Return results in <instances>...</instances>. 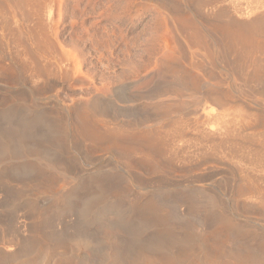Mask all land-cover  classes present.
I'll return each instance as SVG.
<instances>
[{"label": "rangeland", "instance_id": "1", "mask_svg": "<svg viewBox=\"0 0 264 264\" xmlns=\"http://www.w3.org/2000/svg\"><path fill=\"white\" fill-rule=\"evenodd\" d=\"M168 2L0 0V128L9 118L27 117L34 126V139L47 149L44 157H64L71 164L70 171L47 167L48 172L54 170L58 175L57 181L50 185L47 178L38 177L33 156L7 155L0 162V221L6 218L17 223L10 224L3 219L9 223H0L2 231L16 229L20 226L18 222H25V227L16 230L21 236L29 237L30 220L22 215L32 216L29 211L32 205L34 211L44 209L51 214L53 220L51 218L49 228L55 233L63 231L72 237L101 228L104 232L100 234L104 237L101 242L78 248L72 246L68 253L75 264H106L102 257L109 251L107 235L113 231L119 232L125 242L129 235L133 243L159 242L157 229L147 224L136 209L137 200L147 198L152 192L172 202L176 222L194 223L195 219L186 218L184 207L177 203L180 195H184L181 191L184 186L194 189L189 195L185 194L186 197L204 200L208 194H216L225 208L229 203L240 207L239 210L245 208H242L243 213L249 214L242 219L249 222L252 219L253 228L264 227V210L260 209L264 206L261 204L259 208L258 197L236 195L237 187L246 181L264 184V95L257 94L244 74L232 69V57L226 55L222 47L216 50L210 36L209 49L194 45L175 22L181 13L210 30L212 18L226 16L218 17L215 9L220 6H235L239 12L233 16L240 21H250L264 15V0H210L203 8L196 0ZM251 11H255L252 15H257L251 16ZM45 39L51 41L52 46L47 45L49 42ZM166 53L167 56L174 54L170 62L181 66H178L181 74L188 70L189 74L202 78L201 91L174 95L162 91L175 82L161 65ZM263 56L261 51L253 53V58ZM213 90L224 91L228 96L226 102L217 103L214 99L218 95L210 93ZM95 98L103 104L97 111L102 113L94 119L99 128L117 127L119 123L123 127L127 124L125 129L133 127L127 132L133 133L135 128L134 133L139 132L138 129L153 130V138L161 147L152 160L147 156L149 160L142 159L143 155L136 152L131 158L137 163L129 167L111 150L87 154L89 141L73 137L67 120L71 113L74 117L75 108ZM157 100H173L178 105L182 101L181 104L188 103V106L181 112L168 114L171 116L159 114L164 115L160 117L150 107ZM9 110L13 112H6ZM147 116L151 117L147 122L137 124ZM55 134L62 137L63 147H52L50 140ZM3 140L0 132V142ZM153 159L170 164L164 169L167 172L152 169ZM136 164L138 167L134 168ZM94 165H101L99 177L104 182L122 183L128 170L144 183L137 186L127 181L129 190L123 197L112 195L102 202L100 213L84 216L81 207L92 187L86 184L82 187L79 181L87 180L88 171L83 170ZM197 177L205 181L195 184ZM193 179L194 183L189 182ZM67 199L75 201L74 209H64ZM14 223L17 225L12 228ZM8 225L9 229L5 227ZM135 225L143 231L132 237ZM3 247L7 252L13 251ZM62 251L59 248L56 256Z\"/></svg>", "mask_w": 264, "mask_h": 264}, {"label": "bare ground", "instance_id": "2", "mask_svg": "<svg viewBox=\"0 0 264 264\" xmlns=\"http://www.w3.org/2000/svg\"><path fill=\"white\" fill-rule=\"evenodd\" d=\"M171 1L172 0H169L168 3ZM196 1L200 8H203L204 6L202 5H207L210 2V0ZM162 3L164 5L167 4L166 1H162ZM173 6L175 7L176 5ZM176 7L178 8V5ZM263 7L264 5L262 8ZM175 9L173 10L176 11L177 9ZM217 9L218 8L215 9L216 11H213L217 13L218 17L222 15L226 16H223L225 18L217 19H214L216 17H211L212 22H210V30L205 29L200 26V24L195 23V21L193 22V20L185 14L180 13L179 15L177 13L178 10L176 13L174 12L179 15V17L175 19V22L180 30L183 29L182 31H184V35L186 34L185 38L194 45H200L209 49L208 44L210 36L216 50H219L220 47H222L226 52V55L232 57V69L244 74L245 80L253 83V89L255 91L257 90V94L260 93L264 95V56L253 58V53L256 51H261L264 54V15L261 14L255 17L257 14H252L256 10L253 12L251 11V16L255 17L253 20L250 18V21H240L241 19L239 20L233 16L239 12L237 11L238 8H235V6H220L219 9ZM45 40L49 42L46 43L47 45L50 44V46H52L51 41L47 39ZM173 57H175L174 54H169L167 56L166 53L161 59V65L164 72L175 78V82L170 86L164 87L162 91L164 93H172L173 95L201 91L203 86L202 78L199 75L192 73L189 74L188 70L181 74V71L178 68L179 64L177 66L175 61L170 62V59H173ZM167 60H169V63ZM189 72H191V70H189ZM210 93L218 95V97L213 96L215 97L214 100L217 99V103L223 104L228 99V96L224 91L213 90ZM181 103L182 101H180L178 105L177 102L173 100L165 102L157 100L154 105H150V103L148 105L153 107L155 113L158 114H156L157 116H160L159 114L168 115L170 113L174 114L175 112L183 111L184 108L188 106V103L187 105ZM102 106L103 104L99 99H92L86 105L78 107L77 109L74 107V117H71L73 116L71 113V116L69 114L67 120L68 128L73 137L84 138V140L87 139L89 141L90 149L87 151V154L90 155L91 152L94 151L111 150L113 155L117 156V158L119 157L125 166L137 163V161H134L131 158L136 152L143 155L140 158L143 159L147 156L152 160V157L160 151L161 147L153 138V130L140 131V129H138L139 132L134 133L136 132L135 129H137L135 128L133 133L131 130L129 131L131 133H129L126 130L132 129L133 127L125 129L127 124L123 127L124 125H120L119 123L116 125L117 127L111 125L113 128H105L104 126L99 128L97 124H95L96 120L94 119L96 115L102 113L97 112L102 109ZM6 112L13 111L9 110ZM8 115L10 114H7L6 116ZM162 117H164V115ZM150 118L151 117L147 116L140 121L141 123L139 122L137 124H143ZM158 118L159 117H157V119ZM0 132L2 140L4 138V140L0 142V162L3 161L7 155L13 156L17 153H20L25 157L33 156L36 161L34 166H37L39 170L38 177L47 178L49 180L47 182H50V185H53L57 181L58 175L54 170L48 172L47 167L63 170L66 169L67 171L71 170L70 161L68 162L67 159H63L64 157H53L49 159L44 157L47 149L44 144L39 143L34 139V126L32 121L28 120L27 117L22 116L18 120H12L9 118L5 125L0 128ZM162 140H164L163 137ZM50 143L53 148L63 147V139L59 134H55L50 140ZM164 149H166V147L162 150ZM163 152L165 151H162V153ZM148 158L146 159L149 160ZM43 159L45 160L43 161ZM100 166L94 165L88 169L85 168L83 171H88L89 177H87V180L81 179L79 181V185L82 187H84V184H86L85 186L92 187L87 191V193H89L86 195L87 197L83 201L81 207V212L84 216L100 213L99 211L102 209V202L112 195L123 197L129 190V186H127L126 183L127 181H133L137 186H141L144 183V181L142 182V180L128 170L125 171L124 182H104L99 177V174H101ZM167 166L169 167L170 164L166 163L164 165V163H161L156 159H153L152 161V169L164 170L165 168H168ZM137 167L138 165L134 168ZM84 175L87 176L86 174ZM247 177L248 178L246 179L250 180L251 177ZM207 179H209V177H207ZM207 179L206 181H208ZM194 180L195 179L189 182H193ZM201 180L205 181L203 177H197L195 184L197 181ZM246 182L247 183L244 185L238 186L237 190L234 188V191L236 190L237 193L236 195H239L240 197L244 195L258 197L257 200H260L258 203L259 208L261 204L264 206V184L262 183L263 186H261L262 184L260 185L258 184V181L254 182V180ZM220 187L221 186H219V189H221ZM224 188L222 187V189ZM181 189L182 194L184 195H180L182 198L179 197L177 203L179 202L180 206L184 207L183 211L186 214V218L189 217L195 219L194 223L187 224L176 222L175 219L177 216L172 202L166 198H161V196H156V194L152 192L153 194H148L147 198L144 199L143 197V200H137L136 209L140 216L145 218L147 224L157 229L156 234L159 236V242L133 243L130 235L127 238V242H125L119 232L113 231V233L107 235L110 248L102 257L104 262L106 264H264V227L260 229L261 232L258 227H256L258 230L253 228L252 219L250 220L251 222L243 220L242 217H247L246 213H248H243V207L239 210L240 207L237 206L235 208L234 205L232 206L229 203L230 205L228 204V207L225 208L222 201H220L221 199H219L220 197L216 194H208L204 200L186 197L185 194L189 195L194 189H192L191 186H184ZM75 197L76 194L74 195V198ZM71 202L72 199L71 201L68 200L64 209H74L76 203L75 201ZM29 208V211H32H30L31 215L32 213L33 215H27V217L26 214L22 215L25 217L24 219L30 220L28 222V224L30 223L29 226L27 224L29 227L28 231H30L29 237H23L19 232L20 228L22 229L26 226L25 222H18L20 226L18 228L16 227V229L19 231L16 229L10 230V225L5 226L8 229L10 228L9 230L4 229L6 231H2V229H0V264H13V262H15L14 264H75L73 256L70 255L71 253H68V249L73 247H83L85 245L91 246L94 243L101 242L104 238L100 235L104 233L101 228H96V231L92 229L83 231L80 234L76 233L75 236L71 235L72 237L67 236V234H65L66 232L64 233L63 231L61 233H59V231L55 233L56 231H52L53 228L52 230L49 228L51 227L50 222H52L53 218L50 217L51 214H49L47 210L43 209V211H34L36 209H33L32 205H30ZM243 209L245 210V208ZM260 209L264 210V207H261ZM260 214L262 215L263 212H260ZM12 216H9L8 218H13ZM3 219L0 223H5L4 220L6 218ZM20 219L22 221L21 217ZM7 221L11 222L12 220ZM6 223L4 225H6ZM16 223L12 225V228H15V225H17ZM196 228H198L200 232ZM142 231L141 227L135 225L132 229L131 236H139ZM194 231L196 233L198 231L200 234L197 233L199 234L197 235ZM252 238L255 239L253 240L254 243L251 241ZM3 246H7L13 251L7 252ZM59 248H62L63 251L61 253L59 252L56 256Z\"/></svg>", "mask_w": 264, "mask_h": 264}]
</instances>
